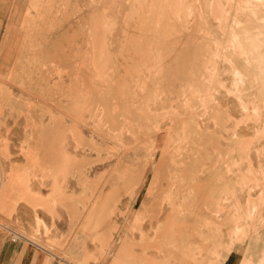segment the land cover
Masks as SVG:
<instances>
[{
  "label": "rangeland",
  "instance_id": "1",
  "mask_svg": "<svg viewBox=\"0 0 264 264\" xmlns=\"http://www.w3.org/2000/svg\"><path fill=\"white\" fill-rule=\"evenodd\" d=\"M22 159L51 162L52 264H243L264 0H0V163Z\"/></svg>",
  "mask_w": 264,
  "mask_h": 264
},
{
  "label": "crops",
  "instance_id": "2",
  "mask_svg": "<svg viewBox=\"0 0 264 264\" xmlns=\"http://www.w3.org/2000/svg\"><path fill=\"white\" fill-rule=\"evenodd\" d=\"M51 168L50 161L0 163V264H52V181L46 172ZM32 176L36 177L30 180ZM253 234L242 243L248 246L243 264H264V232ZM226 260L225 264H241L242 259L235 252Z\"/></svg>",
  "mask_w": 264,
  "mask_h": 264
},
{
  "label": "bare ground",
  "instance_id": "3",
  "mask_svg": "<svg viewBox=\"0 0 264 264\" xmlns=\"http://www.w3.org/2000/svg\"><path fill=\"white\" fill-rule=\"evenodd\" d=\"M239 80V79H238ZM257 109V108H256ZM77 167V166H76Z\"/></svg>",
  "mask_w": 264,
  "mask_h": 264
}]
</instances>
